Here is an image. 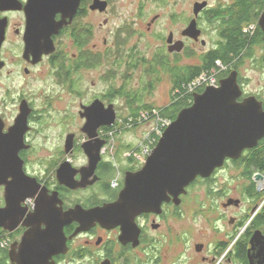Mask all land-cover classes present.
I'll list each match as a JSON object with an SVG mask.
<instances>
[{"label": "flooded vegetation", "instance_id": "obj_1", "mask_svg": "<svg viewBox=\"0 0 264 264\" xmlns=\"http://www.w3.org/2000/svg\"><path fill=\"white\" fill-rule=\"evenodd\" d=\"M118 1L121 0H82L78 12L73 16L72 21L70 19L66 20L67 22L71 21V23L59 30L58 34L51 36L54 48L52 52L48 53L46 51L50 49L43 50L44 46L47 45L45 42L41 43L40 48L29 47L27 45L28 31L31 29V26L29 25V19H27L28 15L25 7L29 0H17L19 5L17 8L0 11V76L7 71L10 61L14 64L16 61L14 55H17L19 58L15 62V65L26 76H29L32 73L31 70H34V68L47 63L50 68L56 67L54 69L55 77L62 80L61 86L65 87L69 95H75L76 100H78L84 76L89 72L88 70L92 69L90 65H96L97 62H101L102 66L105 65L104 60H101L102 56H104L102 53L96 51L95 47H86V45L90 47L91 44H86V41L91 33H94L95 36V32L89 23L88 25L84 23V20L91 16L93 18L106 16L107 18L101 26H108L110 23L109 16L115 17L116 15L114 10ZM161 1L165 2V0H158V3ZM167 1L169 25L167 27V34L164 33L163 36L157 31L161 18L163 19L165 16L161 10L158 12L151 11L150 15L147 12L138 14L137 22H135V17L128 14L124 24L109 29V35L113 30H118L119 34L121 32L123 34L128 26L131 27L137 24L139 30H146L147 34H155V40L158 41V45L155 48L150 43V46L146 50L152 51H148L147 53L142 47L136 45L132 53H127L126 63L122 60L117 62L118 65L123 66L125 64L127 70L131 69L137 75L139 73L145 74V64H152V62L159 64L160 58L163 56L167 57L169 65L174 69L177 66L178 58L185 55L192 48L196 52L193 55H197L200 62H202L210 52V50L203 51V48L207 45L205 41V37L207 36L206 31L212 28L209 19L212 16H216L215 12L230 10L239 2V0H233L228 3L219 2L216 5H212L209 0H196L190 9H182L180 11L178 7L183 6L187 0ZM150 2V0L137 1L141 9H147ZM204 3L206 7L196 15V5ZM262 6L260 17L257 23L253 24L255 32L258 28L261 29L259 21L264 12V3ZM14 15H18L20 21L13 20ZM62 17V14H57L54 18L56 22H61L63 20ZM194 20L196 21L197 29L201 32L198 39L185 35L186 30ZM217 32V37H219V28ZM64 35L70 40V46L76 47L77 51L76 54L71 55L68 59L65 57V55L69 54L68 51L63 50V44H60V39ZM162 39L163 45L161 47L160 43ZM219 40L212 49L218 46ZM107 41L108 38L104 42L111 58L114 52ZM198 46L201 47L197 48ZM262 47L261 53L263 57L264 44H262ZM114 50H116V54L119 57L124 53L120 46L116 47V44ZM196 50L201 53H198ZM262 57L255 56L251 60H260ZM228 71L220 75V81L229 77L235 71V68L231 67L230 71ZM237 72L239 73V71ZM111 73L110 68L109 74ZM240 79L239 73V84ZM112 88L113 86L110 85V90L108 89L103 95H95L88 102L79 103L78 114L73 117V119H77V132L73 131L69 133L68 137L62 134L59 140L54 141V146L48 147L51 154L40 153V148H38L37 144L38 138L29 136L42 126L46 122V119L43 118L42 114L38 113V110H36L27 97L20 95L15 99L17 110L14 114L13 122L8 123L6 115L0 114V140L5 142L8 140L10 146H13L14 149L16 148L17 137L24 131L22 134L23 143L18 150L17 156L13 158L14 156H7L5 154L6 156H3V159L13 161L18 158L19 161H15L16 166L14 169L16 170L18 166L23 169L26 175V178L23 176L22 178L11 177L8 179V182L12 184L19 179L21 188H17L16 201L19 204L14 211L15 221H17L16 226L13 222L8 221L6 226L7 228H13L12 231L0 228V238L6 239L3 242L0 241V264L27 263L28 259L23 258L26 255V251L22 248V239L27 233L32 234L34 238H46L49 213L51 216H55L50 223L54 224V229L58 234L60 243L62 242V246L59 250H56V253L48 260L47 264H175L176 260L172 261L170 256L171 254L175 256L179 252L181 253L176 257H181V261L184 264H188L189 252L194 247L191 245V241L186 239L182 251H176L177 243L181 240L176 238L177 241L175 243V235L171 233L162 234V230L165 225H169L172 219L175 220L177 216L182 214L181 209L184 206L186 198L189 196L190 190L198 184L208 185L213 182L219 172L232 165L229 163L230 161H226L225 166L222 169L216 170L211 177H198L196 181L186 188V193L180 196V203L177 204L175 198L170 196V200L162 204L160 211L145 212L136 216L133 233L124 234L123 227L120 224L119 226H113L114 224H112L104 227L100 223H95L86 228H83L81 225L82 219L80 218H82L85 212L87 213L98 208L106 209V207L118 201L126 186L127 177L143 169L148 156L151 155L159 142V139L154 138L146 143V147L142 144L141 148H144L142 153L139 146H134V148L129 145L127 148L128 154L120 153L123 146L112 144L110 136L114 133L113 129L120 121V119H117L119 118L118 111L120 108L116 106V102H112L115 95ZM123 92V89L117 92L118 96H122ZM98 101L103 105L99 111L101 126L98 129V137L91 138L88 132L85 131V126L88 123V116L97 118V115L94 116L89 111L91 110V106ZM113 105L117 114L116 122L112 126L104 125L105 118L103 117L110 108L109 106ZM149 112H152V110H149L146 114ZM143 117L141 118L143 119ZM154 117L151 116L150 119ZM68 118L71 117L68 116ZM9 147L2 150L8 152ZM15 172L18 171H14L13 173ZM6 188V185L0 184V210L7 207ZM208 194L210 197L213 196L209 191ZM230 201H232V204H229ZM233 205L239 207L241 206V201L231 198L223 206L225 209H228ZM38 209L42 211L40 216L38 215ZM263 209L264 207L257 211V213L254 212L253 215L248 214L241 221H236V232L243 229L242 232L236 233V235L229 234L227 242L215 244L216 249H212L210 245L199 243L195 246V252L198 256L205 254L201 259L206 264L207 261L211 263L210 259H217L216 257L218 256L221 257L219 264H225L226 258L222 257L221 253L225 254L227 250H229L227 254L229 256L227 257L229 263L252 264L251 256L255 252V248L251 244L252 239L257 232H261L264 236V225L255 227L254 221ZM75 212L79 215L77 216ZM71 213L73 214L69 215ZM66 215L68 218L65 221ZM248 217L249 219H247ZM233 222L231 221V224ZM62 223L64 224L61 231L60 226ZM171 231L172 229L169 226V232ZM176 237L180 236L177 235ZM185 237L187 238V236ZM232 240L233 244H231ZM35 246L37 245L35 244ZM241 247L244 249L246 263L245 260L243 261L238 258V250ZM254 264L258 263L254 262Z\"/></svg>", "mask_w": 264, "mask_h": 264}, {"label": "rangeland", "instance_id": "obj_2", "mask_svg": "<svg viewBox=\"0 0 264 264\" xmlns=\"http://www.w3.org/2000/svg\"><path fill=\"white\" fill-rule=\"evenodd\" d=\"M137 1L138 0L118 1L114 10L116 15L115 17L109 16L110 23L108 26H101L107 18L106 16H97L96 18L91 16L84 20V23H86V25L89 23L90 27H92V30L95 32V36L94 33H91L86 41V44H91L90 47L89 45H86V47H95L96 51L102 53L104 56H102L101 60H104L105 65L102 66L101 62H97L96 65H90L92 69L88 70L89 72L84 76V81H82L81 84V92L79 94L80 98L78 100H76L75 95H69L65 87L61 86L62 80L55 77L54 69H56V67L53 65V68H50L47 63H44L34 68V70H31L32 73L26 76L23 74V71L21 72L20 68L15 65V62L18 61L19 58L17 55H14L16 60L14 64L10 61L7 71L1 74L0 114L6 115L8 123L14 121V114L17 110L15 99L20 95L27 97L36 110H38V113L42 114L43 118L46 119V122L42 124V126L38 129L36 128L37 130L29 135L30 137L38 138L37 144L39 146L38 148H40V153L51 154L48 147L51 148L54 146V141L59 140L62 134L68 137L69 133L73 131L77 132V119L75 120L73 117L78 114L79 103H86L93 99L95 95H103V93L109 89L110 85L113 86L112 91L115 93L112 102H116V106L120 108L118 111L119 118H117L120 119V121L113 129L114 133L111 134L110 138L113 145L123 146L120 153L123 152L128 154L129 151L127 148L129 145L132 147L139 146L141 148V145L144 144V147H146V143L154 137L153 135L157 134L158 127L162 124V121H169L168 119L160 117V110L170 107L172 103H175L173 98H175L176 101L178 98L174 96L175 93L172 91L173 85L168 74L161 71L157 73L156 76L146 73H139L137 75L133 70H127L125 64H123V66L117 64L118 61L122 60L126 63L127 53H132L136 45L142 47L146 53L152 51L149 49L146 50V48L150 46V43L153 48L158 45V41L155 40V34H153V36L147 34L145 32L146 30H139L136 24L131 27L128 26L123 34L122 32L119 34L118 30H113L109 35V29L124 24L128 14L135 17V22H137L138 14L147 12L150 15L151 11L158 12L159 10H161L165 16L163 19L161 18L160 26H158L157 31H159L162 36L167 32V27L169 25L168 1L165 0V2L161 1L158 3V0H150L151 2L148 4L147 9L139 8ZM195 1L196 0H187L183 6L178 7V10L190 9ZM209 1L210 4L216 5L219 2L228 3L233 0ZM158 4L160 5L158 6ZM19 19L18 15H14L13 20L20 21ZM81 23H83V21H81ZM214 25L216 26V24ZM253 27L254 25L251 26L249 32H255V28ZM247 29H249V27ZM216 30L218 31V26L209 28L208 31H206L207 36L205 37V41L207 45L203 48L204 52L214 48L219 40ZM67 36L64 35V37L60 39V44H63V50L68 51L69 54L65 55L68 59L71 55L76 54L77 51L76 47L70 46V40L67 39ZM106 38H108L107 42H109L111 49L113 48L114 53L111 58L104 42ZM115 44L117 48L120 46L124 51L121 57H119L116 54V50H114ZM160 45L162 47L163 39ZM200 47L201 46H198L197 48ZM262 49V46H257L253 58L255 56L259 58L262 57ZM193 50L192 48L185 55L178 58L177 65L179 67H194L201 63L197 55H193L196 54ZM197 52L201 53L199 51ZM165 58L167 57L161 56L160 61L165 63ZM256 60L257 59H246L243 61L245 63L239 66L238 69L235 67L233 68L240 73L245 97L258 96V98L264 100V67L259 65ZM110 68L112 71L111 74H109ZM228 70L230 71V69H227V71ZM10 73L12 74L10 75ZM151 79H156V81H151ZM121 89L124 90L123 95L118 96L117 92H120ZM127 92L134 93V95L137 94V92L140 93L139 96L142 99L140 105L154 108V111L152 110L153 112L150 114H146L149 110H142V112H140V116H144L143 119L147 118L146 120L141 119L138 121L134 119L131 121V109L127 106L128 103L126 101ZM151 114L153 116L155 115L152 119H150L152 116ZM68 116L71 118H68ZM126 118H129V122H125ZM143 149L142 147L141 153ZM242 173L243 171L241 168L238 169L231 165L219 172L216 175V179L210 184H198L194 186L190 190L184 206H182V214L177 216L175 220L172 219L169 225L164 226L162 234H174L175 243L177 239L181 240L177 243L178 246L175 248L176 251H182L186 239L191 241V245L194 247L189 252L188 264H206L203 259H201L205 254L198 256L195 252V246L197 244L203 243L210 245L212 249H216L215 244L227 242L229 234L236 235V233L239 234L242 232L243 229L237 230L236 232V221H241L243 217L248 214L253 215L254 212L257 213V211L264 207V200L261 201V203L253 201V199H249L244 193V191L246 192V187L251 181L253 182L255 180L256 174L259 173H256L251 180L246 179ZM254 182L257 184L258 192H264V181ZM210 187L213 189L211 190L212 192L216 191L211 197L208 194ZM231 198L240 200L241 206L238 207L233 205L225 209L223 205ZM231 221L234 222L231 224ZM169 226L172 229L171 232H169ZM177 235L180 237H176ZM185 236H187V238ZM233 243L232 240L231 244ZM228 252L229 250H227L225 254L221 253L222 257L226 258L225 264H235L227 261V257H229L227 255ZM180 253L181 252L177 253L175 256L171 254L170 256L172 261L176 260L175 264H184V262L181 261V257H176ZM216 258L217 259H210L211 263L207 261V264H219L221 257L218 256Z\"/></svg>", "mask_w": 264, "mask_h": 264}, {"label": "water", "instance_id": "obj_3", "mask_svg": "<svg viewBox=\"0 0 264 264\" xmlns=\"http://www.w3.org/2000/svg\"><path fill=\"white\" fill-rule=\"evenodd\" d=\"M81 2L82 0H29L25 7L31 26L27 45L40 48L41 43L45 42L47 45L43 50L50 49L51 51L46 52H52L54 44L51 36L58 34L59 30L71 23ZM0 4V11L19 6L17 0H0ZM205 7V3L196 5V15ZM57 14L63 15L61 22L55 21ZM67 19L71 21L67 22ZM259 25L264 33V12ZM200 34L194 20L185 35L198 39ZM238 77L239 73L233 71L229 77L220 81L218 88L208 87L202 93H195L192 106L183 109L177 119L165 129L143 169L127 177L126 186L118 201L106 209L85 212L80 218L82 227L86 228L95 223L104 227L120 224L124 234L133 233L136 216L160 211L162 204L168 202L170 196L175 198L177 204L180 203V196L186 193V188L198 177L209 178L216 170L222 169L228 159L238 160L245 151L256 148L264 139V103L256 96L244 97ZM102 106L98 101L89 111L92 115H97V118L88 116L85 126V131L91 138L98 137L101 126L99 111ZM109 107L103 117L104 125L112 126L116 122L117 114L114 105ZM23 132L17 137L14 149L8 140H0V150L10 146L8 152L0 151V184L7 186V207L0 210V228L9 231L13 228H7L8 221L15 226L17 224L14 211L19 204L16 198L17 188H21V183L18 179L12 184L8 179L26 175L22 168L17 166L14 169L18 158L12 161L3 159V156H17L23 143ZM14 171L18 172L13 173ZM263 177L256 174L255 179L260 182L264 180ZM38 212L40 216L41 209ZM54 218L49 213L45 240L42 237L34 238L30 233L22 239V248L26 251L23 258L28 259L26 264H47L56 250L61 248L62 242L58 239L55 226L50 223ZM66 218L67 215L65 221ZM64 223L60 226L61 231ZM251 244L255 248L251 256L252 264H264V236L261 232L255 234Z\"/></svg>", "mask_w": 264, "mask_h": 264}, {"label": "trees", "instance_id": "obj_4", "mask_svg": "<svg viewBox=\"0 0 264 264\" xmlns=\"http://www.w3.org/2000/svg\"><path fill=\"white\" fill-rule=\"evenodd\" d=\"M263 3L264 0H239L238 4L230 10L227 9L223 12H215L216 16H212L209 21L211 22L210 26L212 28L218 26L220 30V40L217 44L218 46L210 50L199 65L194 67H179L177 65L176 68L173 69L171 65H169L170 63L167 58H165V63L159 61V64L155 62H152V64H145L146 74L156 76V74L161 71L168 74L173 85L172 91L175 93L174 96L178 98L177 101L173 98L175 103H172L170 107L160 110V117L173 122L183 109L192 106L194 95L189 93V85L203 73L207 71L210 72L212 69L217 68V62L227 67V69L231 67L238 69L239 66L245 63L243 62L244 60L253 58L255 47L264 44V33L260 28L254 33L249 32V30L253 24L257 23ZM214 24H216V26ZM248 27L249 29H247ZM256 62L264 67V56L260 60H256ZM152 80L156 81V79H151V81ZM241 86L243 87L242 84ZM203 91L204 90H200L199 92L202 93ZM139 94L138 92L135 95L134 93L127 92L126 97L127 106L131 109L130 116L133 120L135 119L138 121L142 119L140 116L142 110H154L151 106L140 105L142 99ZM258 99L264 103V100L261 98ZM152 112H149V114ZM128 119L126 118L125 122H129ZM153 136L156 137V135ZM157 139H160V137H157ZM227 161H230L229 163L238 169L241 168L243 171L242 174L246 179L251 180L256 173L264 175V139L260 141L256 148L245 151L238 160L228 159ZM211 190L213 189L210 187L209 193L214 195ZM245 193L246 196L249 199H253V201L261 203V201L264 200V192H258L257 184L254 181H251L249 186L246 187ZM247 219H249V217ZM262 225H264V209L254 221L255 227H260ZM238 258L243 261L245 260L246 263L244 249H242V247L238 250Z\"/></svg>", "mask_w": 264, "mask_h": 264}, {"label": "built area", "instance_id": "obj_5", "mask_svg": "<svg viewBox=\"0 0 264 264\" xmlns=\"http://www.w3.org/2000/svg\"><path fill=\"white\" fill-rule=\"evenodd\" d=\"M225 71H227V67L223 66L221 63L217 62V68L212 69L210 72L207 71L203 73L200 77H198L192 84L189 85V93L195 94L199 93L200 90H205L208 87H219L220 78ZM171 122L162 121V124L159 125V129L157 131L156 137H152V139L161 137L164 130L169 127ZM151 140V139H150ZM5 238H0V241H5Z\"/></svg>", "mask_w": 264, "mask_h": 264}, {"label": "clouds", "instance_id": "obj_6", "mask_svg": "<svg viewBox=\"0 0 264 264\" xmlns=\"http://www.w3.org/2000/svg\"><path fill=\"white\" fill-rule=\"evenodd\" d=\"M200 93V92H199ZM165 131V130H164Z\"/></svg>", "mask_w": 264, "mask_h": 264}]
</instances>
